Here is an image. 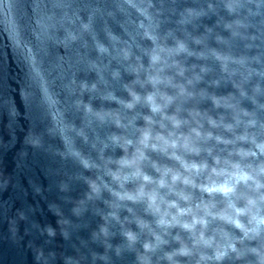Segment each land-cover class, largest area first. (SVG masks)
Listing matches in <instances>:
<instances>
[{
    "label": "clouds",
    "instance_id": "9594fccd",
    "mask_svg": "<svg viewBox=\"0 0 264 264\" xmlns=\"http://www.w3.org/2000/svg\"><path fill=\"white\" fill-rule=\"evenodd\" d=\"M180 2L109 6L113 21L131 11L143 21L122 24L131 40L105 28L109 44L98 51L109 59L87 63L99 79L70 95L81 124L65 121L56 154L90 173L74 177L86 190L63 198L68 212L49 204L56 227L36 226L49 238L89 236L77 237L74 255L37 248L38 264H129V255L132 264H264V0ZM93 30L81 22L67 42ZM9 183L0 173V187Z\"/></svg>",
    "mask_w": 264,
    "mask_h": 264
},
{
    "label": "water",
    "instance_id": "95a60500",
    "mask_svg": "<svg viewBox=\"0 0 264 264\" xmlns=\"http://www.w3.org/2000/svg\"><path fill=\"white\" fill-rule=\"evenodd\" d=\"M114 2L0 0V173L10 178L6 188L0 187V264H38L37 248H43L46 254L54 251L74 255L73 244L79 245L77 237L89 236V229H82L70 241L59 235L49 238L36 226L56 227L58 218L49 211V204L59 203L68 212L71 205L63 198H79L86 190V185L74 177L90 173L56 154L65 147L59 130L66 120L81 124L82 114L71 104L76 97L70 95L76 92L78 81L92 83L99 79L87 63L109 59L98 51L109 44L105 28L114 33L115 39L131 40L128 31L143 21L135 11L118 14L120 23L111 20L106 12ZM156 2L159 6V0ZM188 2L194 4V0ZM183 3L181 0V7ZM89 20L94 30L81 34L77 42H67V31L78 33L80 23ZM205 22L212 23L214 18ZM112 66L118 67L115 61ZM84 100L97 108L102 104L95 94H85ZM105 131L97 128L101 136ZM33 138H39L42 146L33 147L29 143ZM77 143L89 151L81 141ZM62 179L69 180L70 192L60 191ZM37 188L42 191L37 193ZM20 211L26 213V220L19 219ZM88 221L92 227L100 222L91 214ZM127 260L132 264L134 256L129 255ZM55 264L63 262L58 258Z\"/></svg>",
    "mask_w": 264,
    "mask_h": 264
}]
</instances>
